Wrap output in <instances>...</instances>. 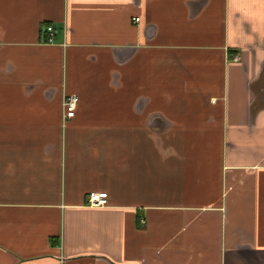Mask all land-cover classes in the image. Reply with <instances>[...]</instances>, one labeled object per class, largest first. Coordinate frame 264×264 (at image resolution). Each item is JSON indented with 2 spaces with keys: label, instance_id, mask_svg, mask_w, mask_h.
Instances as JSON below:
<instances>
[{
  "label": "crops",
  "instance_id": "crops-1",
  "mask_svg": "<svg viewBox=\"0 0 264 264\" xmlns=\"http://www.w3.org/2000/svg\"><path fill=\"white\" fill-rule=\"evenodd\" d=\"M0 264H264V0H0Z\"/></svg>",
  "mask_w": 264,
  "mask_h": 264
},
{
  "label": "built area",
  "instance_id": "built-area-1",
  "mask_svg": "<svg viewBox=\"0 0 264 264\" xmlns=\"http://www.w3.org/2000/svg\"><path fill=\"white\" fill-rule=\"evenodd\" d=\"M135 21L140 22V18L137 17L135 19ZM47 29H48L47 31L49 33L48 42L52 43L53 39H54V31H55L54 27L48 26ZM234 59L238 60L239 57L236 56ZM78 104H79V96L69 95L66 97L64 105H65L67 118H73L76 116ZM108 199H109L108 192H92L89 195L88 203L92 207L102 208V207H105L108 205V202H109Z\"/></svg>",
  "mask_w": 264,
  "mask_h": 264
}]
</instances>
